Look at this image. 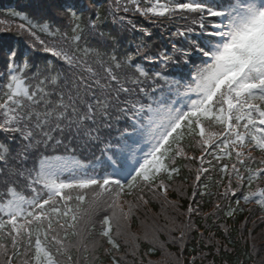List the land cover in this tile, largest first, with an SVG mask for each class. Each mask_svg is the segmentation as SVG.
<instances>
[{"label":"snow or ice","instance_id":"6c2138e0","mask_svg":"<svg viewBox=\"0 0 264 264\" xmlns=\"http://www.w3.org/2000/svg\"><path fill=\"white\" fill-rule=\"evenodd\" d=\"M11 15L24 21L16 29L28 47L0 42V264H94L103 245L90 236L104 208L111 214L100 237L106 252H118L128 221L149 203L145 193L167 201L182 161H198L197 182L219 168L222 198L246 183L243 199L264 206V187L252 190L264 180V155H253L264 154V0H112L109 15L124 31L152 36L133 16L184 21L171 33V51L156 54L143 39L122 56L89 47V37L108 35L99 9L93 18L72 4H48L42 23ZM34 50L55 63L36 64ZM79 151L100 155L85 162ZM104 159L112 170L99 174ZM112 261L119 264L116 255Z\"/></svg>","mask_w":264,"mask_h":264},{"label":"trees","instance_id":"16d2710c","mask_svg":"<svg viewBox=\"0 0 264 264\" xmlns=\"http://www.w3.org/2000/svg\"><path fill=\"white\" fill-rule=\"evenodd\" d=\"M59 1L60 4L74 5L78 11H84L86 16L92 15L93 18H95L96 10L99 9L105 21V13L108 10L106 5L108 1L112 0H37L42 6L59 4ZM92 4L97 6V9H94L93 12H91L90 7ZM9 7L10 12L6 15L10 18L18 19L11 13L20 12L36 23L43 22L35 19V14L23 11L16 3ZM57 26L62 27V30H66L63 29L62 21L57 22ZM0 28H5V26L0 24ZM108 28L110 26H106L107 36L113 42L99 37H89L88 46L100 47L108 52L115 50L118 56H122V51L117 47L120 46L118 37L112 29ZM0 33L4 35H0V42L13 43L21 51L28 47L25 37L17 34L10 36L5 34V31ZM164 37L165 35L158 36V40H155L153 36L149 38L140 35L137 43L130 42L122 49H124V53H132L143 39L147 46H150V52L155 54L159 50L168 49ZM81 46H83V42ZM32 58L35 59L38 65L46 61L55 63V58L39 50L32 52ZM4 64V56L0 53V70H3ZM0 138H2V135H0ZM195 154L199 155L198 149ZM253 155L260 156L264 154L255 152ZM206 160H211L213 164L217 163L210 155H207ZM224 162H227V159L221 161V164ZM232 162H235L234 159ZM179 166L181 169L180 174L170 182L169 200L165 201L163 194L153 198L151 194L145 193V199L149 203L146 206L142 205L137 208L135 214L128 221V227L125 229L126 234L118 238V243L121 245L118 252L108 253L105 251L110 246L100 237V231L102 230L100 222L103 219L101 211L94 217L96 228L91 231L90 240L103 245L94 253L96 257L94 264H113L112 255L117 256L119 264H150V262L155 264V262L164 259H167L169 264H175L176 258L179 259L181 264H192L194 257L195 264H264V206L256 203V200L246 202L243 199V194L249 191L247 184L245 183L243 187L239 188L234 197L222 198L221 186H225L227 181L220 173L219 168L212 175L205 174L197 182L195 170L199 167L198 161L190 164L187 161H182ZM204 166L209 165L206 163ZM241 171L243 172V169ZM257 187H264V180L254 182L252 190L255 191ZM210 190L212 191L210 192ZM194 191L195 193L198 191V193L193 197ZM199 191H202V194L207 198L200 197ZM128 198L134 200V197ZM215 199H220L219 208L216 207L217 204L214 205ZM237 200H239V204L236 203ZM189 206L195 207L196 211L201 214L197 221L202 227H204V217H210L207 225L214 230H216L214 226L217 224L215 221L221 224L225 221L230 223L231 227L226 229L227 232L217 229L224 240H210L208 235L202 236L197 231H193L192 227H185L184 224L176 221L175 219L186 220V210ZM231 209H235V211L233 215L228 216L227 213ZM205 214L206 216H204ZM177 229L185 231V238L182 242L178 240L179 230ZM113 231L115 232V227ZM146 232L149 236L147 240L144 239ZM153 233L155 234V242H153ZM165 251L171 254L167 258L165 257ZM79 255V253H74L75 257ZM79 264H84V261L80 259Z\"/></svg>","mask_w":264,"mask_h":264}]
</instances>
